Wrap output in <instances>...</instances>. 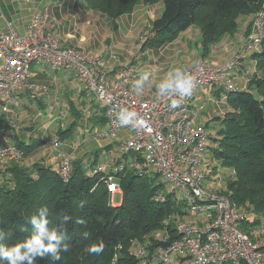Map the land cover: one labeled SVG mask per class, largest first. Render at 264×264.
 <instances>
[{
	"label": "trees",
	"instance_id": "obj_1",
	"mask_svg": "<svg viewBox=\"0 0 264 264\" xmlns=\"http://www.w3.org/2000/svg\"><path fill=\"white\" fill-rule=\"evenodd\" d=\"M82 1L89 10L105 15L113 22L131 12L137 3L149 4L155 0ZM161 1V15L151 23V35L144 43H170L179 33L197 26L201 32L200 41L206 49L233 33L237 16L258 12L263 0ZM204 15L206 18L200 20ZM251 59L254 71L247 77L246 87L233 83L235 89L224 90L229 110L221 117H214L218 128L212 138V153L223 167L233 172L223 193L240 209L248 204L253 210L264 213V41L260 49L252 53ZM84 92L89 94L85 88ZM29 98L35 99L34 96ZM72 119L65 128L56 129L54 136L58 137L60 146L74 147L67 180L61 178L60 153L57 154L58 165L49 164V154L37 157L36 153L45 145L52 146V140L38 142L34 133L25 136L19 133L30 127L15 128L11 125L15 123L3 121L5 131L0 145H14L23 152L18 160L7 159L5 169L0 172V229L12 233L6 243L13 245L27 237L31 231L28 217L41 207H47L50 226L66 230L70 251L62 253L59 262L37 258L36 264H155L154 249L161 244L163 232L171 233L173 229V222H167L168 217L175 212L185 217L183 211L178 212L179 200L174 193H166L161 182H155L156 175L151 176L144 168H132L130 161L134 155L131 152H126L116 162L109 160L99 165H95V161L85 163L82 156L75 157L79 146L71 144L69 138L78 132L77 128L95 140L100 139L95 133L107 125L99 103L92 108L90 116L74 112ZM138 161L141 164V160ZM119 164L124 167L116 173L110 168L99 171L101 165ZM112 174L121 194L118 204H114L115 195L111 196L106 187V177ZM159 192L164 193L163 200H158ZM81 201L83 207H79ZM65 217H69L66 224ZM77 218L85 219L86 225L76 224ZM259 222L258 217H254L243 226L253 240L264 237H256L253 233ZM20 227H27L29 231L21 232ZM85 231L90 234L87 239L83 236ZM154 232L161 233L159 239L150 237ZM99 241H103L104 250L89 255L87 248ZM133 247L136 248L133 250ZM139 248L144 249V255L138 254Z\"/></svg>",
	"mask_w": 264,
	"mask_h": 264
},
{
	"label": "built area",
	"instance_id": "obj_2",
	"mask_svg": "<svg viewBox=\"0 0 264 264\" xmlns=\"http://www.w3.org/2000/svg\"><path fill=\"white\" fill-rule=\"evenodd\" d=\"M263 35L264 10L261 9L252 21L246 50L258 51ZM242 58L244 54H237L216 65L204 64L199 59L194 67L184 69L192 74L195 87L192 95L174 109L169 99L142 98L130 90L125 69L118 72L115 81L108 83L103 63L80 49L60 44L50 31L47 13L42 12L32 16L23 32L11 27L0 32V102L3 111H7L9 106H18L20 90L32 93L35 87L29 79L35 63H47L53 71L72 70L76 80L103 108L107 127L95 136L109 139L122 130L129 131L130 138L123 148L134 155L130 166L159 176L167 186L166 193L181 194L185 217L177 212L168 217L173 229L171 233L163 232L161 244L154 249L157 263L188 258L193 264H264V237L253 240L243 229L248 214L228 197L202 188L206 177L200 166L209 137L204 127L192 125L194 113L190 107L202 87L235 89L230 77ZM37 89L46 91L42 86ZM123 108L135 111L137 120L144 123L135 128L122 126L117 115ZM51 143L54 149L60 147L58 137ZM22 156V150L16 146L0 145V172L5 169L7 159L18 160ZM60 157L61 178L67 180L74 155L60 154ZM123 167L101 165L99 171L110 168L116 173ZM106 187L111 196L118 192L113 174L106 177ZM157 198L163 200L164 193L159 192ZM144 253L139 248L138 254Z\"/></svg>",
	"mask_w": 264,
	"mask_h": 264
},
{
	"label": "crops",
	"instance_id": "obj_3",
	"mask_svg": "<svg viewBox=\"0 0 264 264\" xmlns=\"http://www.w3.org/2000/svg\"><path fill=\"white\" fill-rule=\"evenodd\" d=\"M88 11L91 12L92 10H89L82 0H0V32L7 30L8 27H11L12 29L17 30L19 32H23L25 26L30 22L32 16L40 14L42 12H46L48 15L50 31L57 39V41L60 42V44H62L63 46L80 50H84V48H87L89 52L98 50L99 45L103 43V39L107 37V43L112 42L111 47L113 49L117 51L126 50L129 53V51H132V43H138L137 41H139V37L141 35H145L141 43H144L146 38L151 35V28L150 32L147 33L144 30V28L147 26V23L145 24L144 28H141L143 26L141 18L137 17V14L142 13V10H139L137 13H134L133 19H131V21H128V16L122 21V19H120L124 17V15H122L116 20H114L112 23L111 20L105 15L98 13L99 15L96 17L94 16V13L97 12L93 11L92 14L88 15ZM103 16L106 17L105 20L103 19ZM150 17L153 18L152 16ZM250 20L251 16L242 19L241 17H239L237 20V33H235L232 37L229 35L223 36L217 43H214L210 47L206 48V52L208 51L214 53V57H224V60L221 59L219 63L228 60V57L232 53L239 51V49L241 48L245 39V34L249 28ZM239 23L241 24L240 29ZM149 24L150 21L148 22V25ZM108 35H110V38L108 37ZM199 42V31L193 27H189L185 31L179 33L175 41L170 42L169 45H172L173 43H181L183 51L187 54H192V56H187L184 53V57L187 56V62L184 63L185 65H189L187 67H191L198 58V52H196V49H198V45H200ZM100 53L102 54L100 58L103 61V71L106 74L107 82L112 83L118 78V72L122 68L113 67L112 65L108 66V64V67H106V63L110 62V59L108 57V49L107 52L101 49ZM181 64L182 69H186L183 62H181ZM204 64L215 65L212 62H204ZM132 67L127 68V70L125 68V70L127 71L126 84L128 88L133 91V83L139 77L136 75L135 72L130 71L133 69ZM239 67L240 68L238 69L237 73V70L233 72L232 76L230 77V80L235 83V80L233 79L237 77L238 74H242L244 72V76L242 77V81L244 80V82L241 84V86L246 87L248 78L245 77V73L249 72L247 65H244L243 62ZM73 77L74 72L72 70L53 71L47 63H35L31 67L29 79L35 87L32 93H27L26 90H20L18 92V106H9L7 111H3V103L0 102V110L2 112L9 113L14 119L16 118L14 115L19 112L20 109H22L23 107V109L27 110V112L30 111L31 113H33L38 110L39 113H46L48 111L44 108V106L46 105L49 106L50 113L60 114V112L57 111L58 107H54L53 102L49 101V99L53 96L57 97V99L59 96H62L63 98L64 95L67 96L68 103V105L66 106V111L67 113H69V116L71 118L74 112H79L84 114L85 116H90V111L98 103L94 102L84 94V86L82 84H79L75 80V77ZM163 78L164 77H157L155 84L159 83ZM40 86L44 87L46 91H38L37 87ZM223 91V89L217 87H202L198 89L194 96V99L190 103V107L193 113L196 109V105L194 103L197 100H201L207 97L210 93L212 95L214 93L220 95L219 92L222 93ZM30 95H33L35 99L31 100L29 98ZM142 98L157 99L158 94L155 85L148 87L145 92H143ZM223 98L225 99V102L221 100H218V102H221L224 107H221L220 110H213V112H211L212 114L215 113V115L208 118L204 128L209 127L211 120L214 122V117H221L224 113L229 110V105L226 102L225 95ZM206 125L208 126L206 127ZM106 127L107 125L104 128ZM27 129L28 128H25V130ZM25 133L26 132H24V134H21L25 136ZM63 145L64 144H62L54 154H49L50 156L48 162L50 165L59 164L60 158L57 157L58 153L67 155L71 151L69 147L65 148L66 146ZM77 151L80 153L81 146L78 147ZM71 153L72 152H70L69 154ZM75 157L77 158L80 156L77 155ZM114 195V200L117 198L116 204H118L121 200V194L120 192H117ZM181 206L182 205L178 206V212L181 211L179 208Z\"/></svg>",
	"mask_w": 264,
	"mask_h": 264
},
{
	"label": "rangeland",
	"instance_id": "obj_4",
	"mask_svg": "<svg viewBox=\"0 0 264 264\" xmlns=\"http://www.w3.org/2000/svg\"><path fill=\"white\" fill-rule=\"evenodd\" d=\"M260 8L264 10V0L260 4ZM162 9H163V3L161 0H157V1L155 0L153 3H149V4H143L139 2L134 6L131 12L124 14V17L120 19H122L123 21V19L128 16L129 17L128 21H131V19H133L134 13H137L139 10H142L141 11L142 13L137 14V17L141 18V22L143 25L141 28H144L145 24L147 23V26L144 28V30L148 33L150 32L151 23L153 22L154 18H157L161 15ZM92 12L93 11L91 12L88 11V15L92 14ZM255 13H252V14L247 13V14H243V15L241 14L237 16L235 19V23H236L235 30L233 31V33L228 34L229 36L232 37L235 33H237L236 31L237 30V20L239 17H241L242 19V18H248L249 16H251L249 28L245 34V39H244V42L241 48L239 49V51L232 53L228 57L230 58L237 54H244V58H242L239 61L235 70H237L236 71L237 73L238 69L240 68L239 66H241V64L244 62V65H247V68L249 71L248 73H245L246 75L245 77H249L250 73H253V68H254V66L252 65L253 60L251 59V55L254 49L247 51L245 46L247 42V37L250 33L251 24L254 19ZM94 14H95L94 16L96 17L99 15L98 13H94ZM150 16H152L153 18H151ZM205 18L206 17L204 15V17H201L200 20H203ZM103 19L105 20L106 17L103 16ZM149 21H150V24L148 25ZM192 27L197 29L201 35L200 29L197 26H192ZM240 28H241V24L239 23V29ZM144 36L141 35L139 37V41H137L138 43H132L133 44L132 51H129V53L126 50L117 51L113 49L111 47L112 42L107 43V37L103 39V43L99 45L98 50L91 51V52H89L87 48H84V50L82 49L81 50L84 52H87V54L90 57L95 58V59L97 58L100 63L101 62L103 63V61L100 58V56H102V54L100 53V50L102 49L103 51L107 52V49H108V52H109L108 57L110 59V62L106 63V67L112 65L113 67H118L122 69L126 68L127 70V68L133 66L132 67L133 69L130 71L135 72L138 77H140L144 73H149L150 82H145V89L143 92H145V90L148 87L155 85L157 77H165V75L169 71L175 68H182L181 62H183L186 69H189V68L194 67L196 62L199 59H201L205 63L212 62L215 65L221 64L219 63L221 59L224 60V57L222 58H220V56L214 57V53L208 52V51L206 52L205 47L202 45L203 42L200 41L199 42L200 45H198V49H196V52H198V55H197L198 58L195 63L193 62L194 64L192 63L193 65L191 67H187L189 65H185L184 62H187V56H192V54L185 53L181 47L182 46L181 43H173L172 45H169L170 43H164L163 45H153L151 43H141ZM108 37L110 38V35H108ZM263 41H264V35L260 43H262ZM184 53L187 56L184 57ZM243 76H244V72L242 74H238L237 77L233 79L235 80L234 82L238 86H241V84L244 82V80L242 81ZM219 93L220 95H218L217 93H214L212 95L210 93L208 94L207 97L201 100H197L194 103L196 105V109L194 112V120L192 122L193 126L204 127L208 118L215 115V113L212 114L211 112H213V110H220L221 107H224L221 102H218V100L224 101L225 99L223 97L224 95H226V92L223 91L222 93L221 92ZM84 94L95 102V99H93L90 94L87 95L86 92H84ZM142 96H143V93L140 94L139 97H142ZM49 101L53 102L54 107L55 106L58 107L57 111H59L60 114L50 113L49 106H46V105L44 106V108L48 110L47 111L48 113L47 112L39 113L38 110L36 112L31 113L30 111L27 112V110L23 109L24 108L23 107L22 109H20V111L16 110L19 112H17L14 115L16 117L15 119H17L15 120L14 118L11 117L12 115H10L9 113L2 112L0 110V139H2L1 138L2 134L5 131L3 121H8L9 123L11 122L15 123V124H11L15 128L30 127L28 130H25L23 132L34 133L35 136H37L36 140H38V142L43 141L44 143L47 141L48 138L50 141L53 140L54 136H56V131H57L56 129L65 128L66 126H68V123H70L73 119L69 116V113H67L66 111V106L68 105L67 96L63 95V98L62 96H59L58 99L57 97L53 96L52 98L49 99ZM213 120L214 122L211 120L209 127L205 128V131L209 138L206 141V151L204 153L202 164L200 166L201 171L204 173L206 177L205 181L202 184V188L210 193H221L220 195L226 196L223 193V191L225 190L226 181L232 179L233 172L231 171L230 168L223 167L220 161L212 153L213 152L212 150L214 149V142L212 141V138L216 134V130L218 128V124L216 123L217 121L214 118ZM77 129H78V132L76 133L74 132L73 138L70 137L69 140L72 139L71 144L73 145L78 144V146H81L80 153L76 151L75 155L76 156L79 155L80 157L82 156L83 158H85L86 160L85 163L93 164L95 161V165L97 164L99 165L100 163L109 161V160L110 162L113 163L121 159L122 155L126 153L124 151L123 144L130 138V133L127 130H122L118 132L114 137L109 138V139L100 138V139L91 140L89 137V134L86 133V131L83 133L79 131V128ZM23 132H19V133L24 134ZM9 140L10 139L8 138L7 143L10 142ZM63 146H66L65 148L69 147L71 149L70 152L74 151V147H72L71 145H63ZM55 152H56V149H54L50 144V145H45V148L41 151H38L36 154H37V157H39L40 155L44 156L48 154H54ZM69 153L67 155H69ZM150 175L153 176V173H151ZM161 180L162 179L159 176H157V180L155 182L157 183L162 182ZM165 188L167 189L166 185L164 186V190ZM176 196L180 200V205H182L181 207H179L180 210L184 211L185 207L183 203L181 202V194L176 193ZM116 201H117V198L114 200V204H116ZM241 210H243L245 213H248V219L251 221L254 219V217L255 218L258 217L260 222L258 223V225H256V229H254V233H256L255 234L256 237L264 236V213L253 210V208L250 207V205L248 204L246 205L245 208H242ZM262 211H264V209ZM194 222L195 224L199 223V221H194ZM160 236H161V233H158V232H154L150 235V237L156 238V239H159ZM248 236L249 235H247V237ZM138 246H142V244H139ZM135 248L136 247H133V250ZM155 264H157L156 261H155ZM165 264H193V263L190 259L185 258L182 260L170 259L169 262Z\"/></svg>",
	"mask_w": 264,
	"mask_h": 264
},
{
	"label": "clouds",
	"instance_id": "obj_5",
	"mask_svg": "<svg viewBox=\"0 0 264 264\" xmlns=\"http://www.w3.org/2000/svg\"><path fill=\"white\" fill-rule=\"evenodd\" d=\"M145 82H150V74L144 73L133 83V91L140 95L145 89ZM195 87V80L192 74L182 68H175L169 71L165 77L157 84L155 88L160 99H169L171 108L181 106L182 100L192 95ZM178 97V98H174ZM137 113L127 108L119 111L117 119L122 126L131 125L135 128L138 124L144 123L137 120ZM83 201L79 207H83ZM49 209L41 207L38 212L32 214L27 219V224L31 226L30 234L21 242L9 245L7 240L12 238L11 231L6 232L0 229V264H36L37 258L51 259L59 262L62 259V253L70 251V244L66 230H61L60 226H50ZM69 217L64 218V224ZM76 224L85 226L86 220L77 218ZM19 231L27 232V227H20ZM90 234L85 231V239ZM104 250L103 241L92 244L87 248L89 255L99 254Z\"/></svg>",
	"mask_w": 264,
	"mask_h": 264
}]
</instances>
